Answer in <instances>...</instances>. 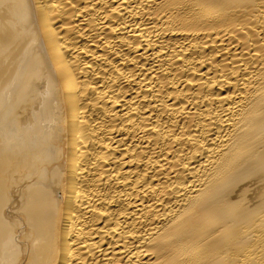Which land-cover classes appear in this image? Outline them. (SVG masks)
I'll use <instances>...</instances> for the list:
<instances>
[{"label":"bare ground","instance_id":"bare-ground-1","mask_svg":"<svg viewBox=\"0 0 264 264\" xmlns=\"http://www.w3.org/2000/svg\"><path fill=\"white\" fill-rule=\"evenodd\" d=\"M0 264H264V0H0Z\"/></svg>","mask_w":264,"mask_h":264}]
</instances>
